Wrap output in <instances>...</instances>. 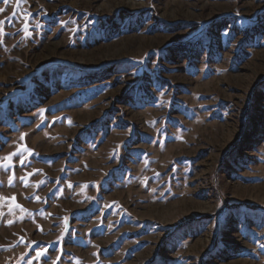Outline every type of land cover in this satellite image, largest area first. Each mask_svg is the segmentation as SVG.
Returning <instances> with one entry per match:
<instances>
[{"label": "rangeland", "instance_id": "obj_1", "mask_svg": "<svg viewBox=\"0 0 264 264\" xmlns=\"http://www.w3.org/2000/svg\"><path fill=\"white\" fill-rule=\"evenodd\" d=\"M0 9V264H264V0Z\"/></svg>", "mask_w": 264, "mask_h": 264}, {"label": "snow or ice", "instance_id": "obj_2", "mask_svg": "<svg viewBox=\"0 0 264 264\" xmlns=\"http://www.w3.org/2000/svg\"><path fill=\"white\" fill-rule=\"evenodd\" d=\"M3 3L7 4L9 2V0H2ZM23 0H18V6H19V3H22ZM4 11V9H0V12ZM4 21H0V24H3ZM24 151H30L29 149H24ZM12 155H15V153H13ZM6 159H11V157H7ZM21 163H23V161H21ZM14 200V197L12 198ZM37 199H39V197H37ZM16 207H21L20 205H16ZM8 223H12V221H8ZM44 253L41 252V251H36L35 252V259H39ZM28 264H32V261L29 260L28 261Z\"/></svg>", "mask_w": 264, "mask_h": 264}]
</instances>
